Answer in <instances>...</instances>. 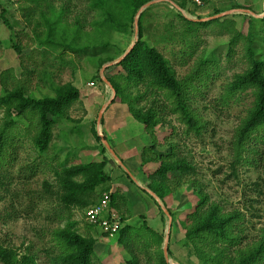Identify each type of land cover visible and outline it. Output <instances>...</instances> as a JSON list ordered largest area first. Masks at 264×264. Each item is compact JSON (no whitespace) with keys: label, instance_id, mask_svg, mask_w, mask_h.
Masks as SVG:
<instances>
[{"label":"rangeland","instance_id":"obj_1","mask_svg":"<svg viewBox=\"0 0 264 264\" xmlns=\"http://www.w3.org/2000/svg\"><path fill=\"white\" fill-rule=\"evenodd\" d=\"M46 1L56 11L64 9L62 21L69 26L80 25L81 31H92L91 23L96 15L89 9L87 0ZM1 7L5 12L0 13V97L6 90L22 87L27 94L41 98L53 95V87L65 83L75 86L79 97L53 125L51 141L44 151L35 144L39 128L37 115L31 111L18 117L13 115L16 123L8 130L0 155V244L14 249L18 257L32 255L33 264H51L57 250L54 234L71 219L79 234L92 236L96 241L92 264H127L131 260L138 264H160L167 217L156 200L117 162L109 161L114 159L102 138L145 188L147 174L141 163L148 156L167 153L172 146L176 154L192 166L193 173L184 177L178 187L174 188L173 182L168 183L172 194L167 207L173 217L166 264H205L197 250L210 253L207 245L192 243L185 236L191 225L186 215L197 199L194 187L189 185L192 182L224 212L237 214L242 245L256 243L264 236V143L249 144L248 148H257L259 154L247 148L241 152L244 158L240 161L236 160L234 145L235 130L253 107L255 91L253 88L233 93L228 90L235 75L250 66L246 38L249 25L244 15L254 19L255 49H260L258 53L264 55V22L236 10L247 9L264 17V0H189L188 10L183 11L168 1L150 6L143 18V39L164 55L179 80H193L184 93L198 128L186 124L176 102L162 90L149 91L143 86L126 85V91L131 94L146 89V98L141 104L162 108V120L148 133L127 113L125 119L130 120L131 125H125L123 120L119 126L127 127L116 126V129L112 124L107 137L101 125L97 128L98 114L111 95L108 85L96 78L100 77L102 67L99 60L106 55L115 57L129 47L133 42L134 23L129 32H112L111 46L107 50L100 49V53H96L99 57L91 52L82 56L60 46L39 44L38 38L45 36L40 12L46 11V5L40 7L30 0H0V12ZM230 10L232 13L219 17L217 22L192 28L177 15L194 21ZM4 20L9 25L4 24ZM81 39L86 42L85 37ZM14 43L20 53L14 50ZM120 71L115 64L102 73L110 77ZM90 82L94 85L90 86ZM121 105L128 112L126 104L115 100L103 113L104 121L112 112L123 113L118 110ZM4 121V108L0 106V128ZM152 143L154 149L149 151ZM104 159L110 175V191L118 194L115 208H111L126 228L120 241L119 234L108 238L86 223V208L67 211L43 184L46 181L54 185V170L63 164ZM152 167L149 163L148 168ZM154 223L158 230L150 227ZM158 235L163 237L160 242Z\"/></svg>","mask_w":264,"mask_h":264},{"label":"trees","instance_id":"obj_2","mask_svg":"<svg viewBox=\"0 0 264 264\" xmlns=\"http://www.w3.org/2000/svg\"><path fill=\"white\" fill-rule=\"evenodd\" d=\"M42 7L46 5V11L40 12V18L45 25V36L38 38L42 46L62 47L65 50L86 55L91 52L93 56L99 57L100 49L107 50L110 44L112 32L126 33L133 28L134 18L138 9L151 0H87L90 10L95 12L92 20V31H81L80 25L71 27L62 21L64 9L56 11L52 4L46 0H30ZM182 10H188L189 0H173ZM191 1V0H190ZM49 2V3H48ZM149 7L144 9L138 19V40L132 50L120 61L118 66L121 71L113 76L107 77L115 90V100L126 104L131 116L149 133L161 122L162 108L156 105H142L146 98L147 90L131 94L126 91L125 86H143L151 91H161L167 97L173 98L176 108L183 116V120L190 128L197 129V122L189 109L184 90L193 80H179L168 60L154 46L143 39V18ZM5 12L1 7V15ZM189 28L207 26L210 23L219 21L218 18L209 21H193L178 14ZM248 19L249 29L246 38L249 41L247 54L249 57V68L235 75L228 86L229 92H236L246 88H253L255 101L249 109L246 117L241 121L235 130V156L236 160H243L242 151L247 150L249 144L254 142L264 143V55L256 51L254 45V33L252 23L254 19L244 15ZM264 22V17L260 19ZM4 24L9 25L7 20ZM85 37L86 42L81 38ZM85 42L81 44L80 42ZM81 44V45H80ZM16 53H20L17 44H13ZM123 52L119 51L116 56L106 55L100 58L99 64L114 60ZM259 54V55H258ZM96 57V58H97ZM203 64V63H202ZM100 80V77H96ZM79 97V90L71 83L56 85L53 87V95H45L41 98L27 94L22 87H15L6 90L0 97V106L4 108L5 121L0 128V155L4 139L8 130L16 123L13 115L22 116L25 112H34L38 117V135L35 137V144L40 151H44L51 141L52 127L65 116V110ZM168 99V98H167ZM155 100L153 101L154 104ZM172 102V101H171ZM98 138V136L96 135ZM246 148V149H245ZM154 149V143L149 151ZM248 151L257 155L258 149L251 147ZM261 160V156L259 157ZM142 160L143 172L147 174L145 180L147 188L153 191L163 204L167 207L168 197L172 191L168 183L173 182L174 188L178 187L183 178L193 173L192 166L181 155L176 154L170 146L167 153H160L156 157L148 156ZM112 160V159H110ZM255 161V159H252ZM113 162V161H112ZM152 168H148V164ZM106 161H90L76 165L63 164L60 169L54 170L55 184L44 182L45 190L57 200L63 207L70 211L73 208H87L95 204L101 196L102 191H110V175L106 171ZM192 186L196 202L187 213L191 225L186 229L185 236L192 243L200 242L208 246L210 253L197 250L205 264H264V236L253 244L242 245V234L238 226V216L235 213H226L214 202H210L207 195L199 188ZM190 189V188H189ZM97 191H99L97 193ZM116 192H111L110 206L115 208ZM171 217L173 213L167 207ZM73 220L68 219L63 228L54 234L57 250L51 258V264H92V257L95 253V239L92 236H83L75 230ZM125 227L118 232L120 241L125 234ZM102 234V233H101ZM104 235V234H103ZM106 236V235H105ZM163 239L158 235V241ZM200 253V254H199ZM160 264H166L163 252L160 254ZM1 264H33L34 258L30 254L20 257L14 249L0 244ZM127 264H138L133 260Z\"/></svg>","mask_w":264,"mask_h":264},{"label":"water","instance_id":"obj_3","mask_svg":"<svg viewBox=\"0 0 264 264\" xmlns=\"http://www.w3.org/2000/svg\"><path fill=\"white\" fill-rule=\"evenodd\" d=\"M160 1H168L170 2L177 10L179 11H183L179 6H177L174 2H172L171 0H151L147 3H145L144 5H142L136 15H135V18H134V35H133V42L129 45V47L119 56L117 57L116 59L112 60V61H109V62H106L102 65L99 73H100V78L102 79V81L108 85L109 87V90L111 91V95H110V98L109 100L103 105L102 107V110L101 112L98 114V118H97V125L100 124V121H101V117H102V113L104 111V109L107 107L108 104L112 103L113 99L115 98V90L113 88V86L111 85V83L109 82V80L107 79V77H104L103 76V71L105 70V68H107L108 66H111V65H115V64H118L120 61H122L127 55L128 53L132 50L135 42L138 40V19H139V15L140 13L152 6L153 4L157 3V2H160ZM236 11H239V12H242V13H248L250 15H252L253 17H259V18H262L263 15H257L253 12H251L250 10H247V9H238ZM232 13V10L230 11H225V12H222V13H218L216 15H213L211 17H207V18H201V19H195L194 21H209V20H212V19H216V18H219V17H222V16H225L227 14H230ZM186 17V16H185ZM187 18V17H186ZM190 20H193V19H190ZM103 145L106 147V149L109 151V153L112 155V157L117 161V163L126 171V173L133 178V180H135V178L132 176V174L125 168V166H123V163L122 161L116 156V154L113 152V150L109 147L108 143L103 140ZM136 181V180H135ZM152 197H154L158 204L160 205V207L162 208V210L164 211V214L165 216L167 217V227H166V233H165V236H164V243H163V253H164V258H165V261L168 262V256H167V242H168V238H169V233H170V228H171V222H172V217L169 213V211L162 205L161 203V200L159 199V197L153 192L151 191L150 189H145Z\"/></svg>","mask_w":264,"mask_h":264},{"label":"built area","instance_id":"obj_4","mask_svg":"<svg viewBox=\"0 0 264 264\" xmlns=\"http://www.w3.org/2000/svg\"><path fill=\"white\" fill-rule=\"evenodd\" d=\"M198 1V0H196ZM93 86L94 83H88ZM111 191H102L100 199L90 206L84 212V220L90 226L99 229L100 233L112 238L123 228L121 217L113 211L110 206Z\"/></svg>","mask_w":264,"mask_h":264},{"label":"crops","instance_id":"obj_5","mask_svg":"<svg viewBox=\"0 0 264 264\" xmlns=\"http://www.w3.org/2000/svg\"><path fill=\"white\" fill-rule=\"evenodd\" d=\"M108 100H109V98H108ZM107 100V101H108ZM106 101V102H107ZM105 102V103H106ZM104 103V104H105ZM103 104V105H104ZM111 104V103H110ZM110 104H108L107 105V107L104 109V111H103V113L109 108V106H110ZM103 107V106H102ZM118 110H122L123 111V113H119V114H117V113H114V112H112V114L110 115V116H108L107 117V119H106V121H107V123H106V121H104V119H103V113H102V117H101V121H100V124L99 125H101V130H102V132H103V130H104V132H105V136L107 137V134L106 133H109V131H111L112 130V124L114 125V128H116V126H119V124H123V120H125V125H131V122H130V120H128L127 121V119H125L126 117V114L128 113V114H130L129 113V111L127 112V111H124V110H126L122 105H121V107L120 108H118ZM128 110V109H127ZM114 111V110H113ZM131 115V114H130ZM118 118V120L117 121H115L116 119ZM133 122H137L134 118H133ZM103 121H104V123H103ZM121 121V122H120ZM114 122H115V124H114ZM140 124V123H139ZM132 126H134V125H132ZM124 127H127V126H123V125H120L119 126V128H124ZM97 128H98V125H97ZM117 129V128H116ZM128 130H130L129 128H127ZM97 132H98V130H97ZM129 134H130V132H129ZM100 135V134H99ZM113 139H114V136H111ZM109 139V138H108ZM103 140H105V139H103L102 138V141ZM110 140V139H109ZM106 141V140H105ZM107 142V141H106ZM114 159V158H113ZM109 161H115V162H117L115 159L114 160H109ZM118 164V163H117ZM126 168V167H125ZM129 171V170H128ZM136 180V179H135ZM136 182H137V184L141 187V188H143L144 190L145 189H149V188H145V187H142L140 184H139V182H138V180H136ZM146 191V190H145ZM147 192V191H146ZM148 193V192H147ZM149 194V193H148ZM150 195V194H149ZM151 196V195H150ZM152 197V196H151ZM154 200H156L154 197H152ZM156 202H157V200H156ZM161 203H162V201H161ZM157 204H158V202H157ZM159 205V204H158ZM162 205H163V203H162ZM164 206V205H163ZM152 225H154V226H152ZM151 228H154L155 227V229L156 230H158L157 229V223H154V224H151V226H150Z\"/></svg>","mask_w":264,"mask_h":264}]
</instances>
